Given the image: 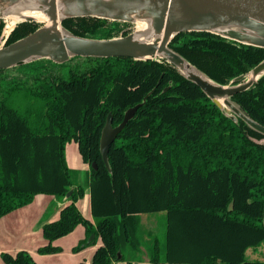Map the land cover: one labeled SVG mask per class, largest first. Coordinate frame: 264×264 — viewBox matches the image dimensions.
<instances>
[{"label": "trees", "instance_id": "trees-1", "mask_svg": "<svg viewBox=\"0 0 264 264\" xmlns=\"http://www.w3.org/2000/svg\"><path fill=\"white\" fill-rule=\"evenodd\" d=\"M107 22L131 27L96 18L61 25L81 38H115L98 31ZM39 27L17 24L5 46ZM168 47L221 86L240 83L264 61L263 48L204 32L177 34ZM82 59L65 76L67 62L48 59L0 70V218L36 195L60 201L72 191L58 220L42 225L39 254L59 253L53 242L82 225L85 238L73 252L101 241L91 264H136L143 254L150 264H264V253L263 261L247 257L264 245V136L232 121L165 60ZM231 101L264 127V75ZM136 105L109 148L108 170L100 154L106 119L115 128ZM70 142L89 168L75 185ZM87 189L93 223L76 207ZM142 216L155 231L144 229ZM0 258L36 264L25 251Z\"/></svg>", "mask_w": 264, "mask_h": 264}, {"label": "water", "instance_id": "water-1", "mask_svg": "<svg viewBox=\"0 0 264 264\" xmlns=\"http://www.w3.org/2000/svg\"><path fill=\"white\" fill-rule=\"evenodd\" d=\"M3 1V0H1ZM0 3V20L15 18V26L35 22L40 27L10 45L0 46V70L19 67L39 59L62 64L72 58H130L136 61L162 59L174 66L179 74L192 82L232 121L241 119L250 129L264 136V127L248 118L231 101L234 95L250 89L264 75V61L253 68L238 84L221 86L184 58L168 44L180 33L204 32L243 45L264 49V0H7ZM40 12L50 26L26 13ZM142 12L149 21L144 34L129 32L111 39H87L65 30L67 19L96 18L130 24L131 15ZM44 24V25H43ZM14 26V27H15ZM136 28V27H135ZM131 29V28H130ZM143 39V41L141 40ZM241 78L237 79L240 81ZM222 101V102H220ZM141 105L128 109L122 122L111 127L109 115L101 132L100 154L109 170L107 154L117 135L131 121ZM95 169V165H91ZM69 191L66 198L70 196ZM92 238V236H91Z\"/></svg>", "mask_w": 264, "mask_h": 264}, {"label": "crops", "instance_id": "crops-1", "mask_svg": "<svg viewBox=\"0 0 264 264\" xmlns=\"http://www.w3.org/2000/svg\"><path fill=\"white\" fill-rule=\"evenodd\" d=\"M71 144L75 145L74 147L78 151L76 143L70 142L66 145L65 158L67 166L71 170L82 168L87 173L88 166L83 162L79 165ZM69 156L73 157L74 165L69 163ZM67 203L66 200L59 201L53 196L36 195L31 204L0 218V254L15 255L19 251H25L31 255L36 264H91L93 254L101 245V241L98 240L95 246L84 248L76 253L73 252V249L85 238V229L82 225L75 228L79 230L77 237L71 238L72 233H70L53 242L54 246L60 248L59 253L41 255L37 252L40 247L46 244L42 236V225L57 221L60 210ZM76 207L85 219L93 223L88 189L85 191L84 196L76 202ZM143 260V262L136 264H150L145 254H143ZM0 264H4L1 258ZM116 264L127 263L118 262Z\"/></svg>", "mask_w": 264, "mask_h": 264}, {"label": "rangeland", "instance_id": "rangeland-1", "mask_svg": "<svg viewBox=\"0 0 264 264\" xmlns=\"http://www.w3.org/2000/svg\"><path fill=\"white\" fill-rule=\"evenodd\" d=\"M9 21L14 23V21L12 19H9V18L3 19V28H2V32L0 34V46L3 43H6V40H7L8 36H9V35L7 36V35L4 34L5 27L7 26V24H10ZM126 26L127 25H123V24L116 25V24H111V23L107 22V23L102 24L101 26H97V28H98V31L101 32L102 34H107V36H110V37H117V36L119 37V35H120L119 31L120 30L124 31L126 29ZM130 28L131 29H126L125 31L129 30L128 32H136V28H135L134 24ZM83 60L84 59H82V58H76V59H74L71 62L67 61V64L65 65V67H63L61 69V74L63 76H65L67 71L69 70V68H71V65L72 66L75 65V64L80 65L83 62ZM9 75L10 76L17 75V72H9ZM261 142L264 144V141H261ZM74 146L72 145V148H74L75 156H76V158H78L79 165H81L82 164L81 158L78 155V151L75 149L76 147H74ZM69 159H70L69 163L71 165H74L75 161H74L73 157L69 156ZM74 170H75V173L78 174L77 176L76 175L73 176V183L75 185L76 183L80 182V179H84L85 178L86 172H84L82 168L81 169H73V171ZM64 200H66V196H65V198L63 200H60V201H64ZM50 207H49V210H50ZM142 223H143V226H144L145 230H147V231H155L156 230L155 229V223H153V219L152 220H148L147 217L142 216ZM71 233H72L71 238H73V237L75 238V237H77L79 235V230L74 229L73 232H71ZM146 242H148V240ZM263 253H264V245H262L260 248H258L254 252H252L251 250L247 251V257L249 258V260L263 261Z\"/></svg>", "mask_w": 264, "mask_h": 264}, {"label": "bare ground", "instance_id": "bare-ground-1", "mask_svg": "<svg viewBox=\"0 0 264 264\" xmlns=\"http://www.w3.org/2000/svg\"><path fill=\"white\" fill-rule=\"evenodd\" d=\"M6 1L7 0H3V1L0 0V3L4 2L5 4H7ZM141 14H142V12H139V15L133 14V15H131V18L135 22V27H136L137 32L142 35L148 31L149 21L144 17L141 18L140 17ZM24 17H32L38 21L45 23L47 26H50V21L45 16H43V14L40 12L26 13L24 15ZM13 20H15V18H13ZM14 26H15V24L13 22H10V24H7V26L5 27L4 34L9 35L11 33V31L13 30ZM141 40L143 41V39H141ZM220 102H222V101H220Z\"/></svg>", "mask_w": 264, "mask_h": 264}, {"label": "built area", "instance_id": "built-area-1", "mask_svg": "<svg viewBox=\"0 0 264 264\" xmlns=\"http://www.w3.org/2000/svg\"><path fill=\"white\" fill-rule=\"evenodd\" d=\"M7 36H8V35H7ZM7 36H6V37H7ZM3 44H4V43H3Z\"/></svg>", "mask_w": 264, "mask_h": 264}]
</instances>
